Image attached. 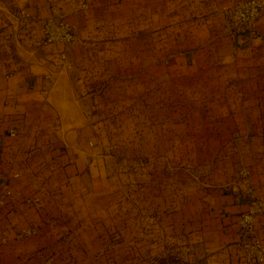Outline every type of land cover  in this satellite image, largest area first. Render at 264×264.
<instances>
[{
  "label": "crops",
  "instance_id": "obj_1",
  "mask_svg": "<svg viewBox=\"0 0 264 264\" xmlns=\"http://www.w3.org/2000/svg\"><path fill=\"white\" fill-rule=\"evenodd\" d=\"M56 1L0 0V182L11 171L19 173V178L9 179L14 196L0 205V264H42L47 258L55 264H159L158 216L152 204L143 231L140 221L135 231L118 230L116 235L97 225L104 217L99 208L107 204L94 198L106 185L100 165L105 156L90 136L83 135L87 123L78 120L71 69L80 44H43L41 38L47 12L66 6ZM86 1V8L101 13L124 3ZM193 1L207 11L203 14L221 15L240 0ZM215 28L218 36H229L214 41L219 43V58L246 53L245 76L252 92L264 96V11L251 33ZM61 52H67L70 67L59 60ZM262 103L215 106L217 142L228 144L231 167L221 171L215 185L205 184L208 188L187 200L193 215L187 210L180 215L175 236L165 232L160 255L166 259L184 254L185 264H249L241 255L237 224L249 195L238 171L247 168L254 194L264 196V98ZM79 193L84 198L78 199ZM171 215L166 214L169 219ZM26 228L35 232L19 238ZM255 235L264 243L263 218ZM114 238L118 242L109 243Z\"/></svg>",
  "mask_w": 264,
  "mask_h": 264
},
{
  "label": "rangeland",
  "instance_id": "obj_2",
  "mask_svg": "<svg viewBox=\"0 0 264 264\" xmlns=\"http://www.w3.org/2000/svg\"><path fill=\"white\" fill-rule=\"evenodd\" d=\"M123 1L101 13L86 0H57L66 6L47 12L41 27L48 18L64 21L80 44L71 69L78 120L105 156L106 185L94 198L107 204L97 225L116 235L140 221L143 231L152 204L158 263L185 264L184 254L160 255L165 232L179 233L180 215H193L187 200L231 167L228 144L217 142L215 106H263L264 96L245 76L246 53L219 58L214 41L229 37L215 28L225 26L222 12L203 14L193 0Z\"/></svg>",
  "mask_w": 264,
  "mask_h": 264
},
{
  "label": "built area",
  "instance_id": "obj_3",
  "mask_svg": "<svg viewBox=\"0 0 264 264\" xmlns=\"http://www.w3.org/2000/svg\"><path fill=\"white\" fill-rule=\"evenodd\" d=\"M264 11V0H240L235 4L225 7L222 16L225 26L233 32H253L257 20ZM42 43H66L76 41L71 27L64 21H55L50 18L45 20L42 27ZM62 64L67 62V52L60 54ZM70 67V66H68ZM12 133V132H11ZM239 181L245 186L249 195L247 208L238 218V234L240 236V249L243 260L249 264L264 263V243L255 235L256 224L259 219H264V196L255 195L249 180V170L243 168L238 171ZM19 178V173L11 171L0 182V205L7 203L14 196L10 188L9 179ZM35 232V228H26L18 233V237H26ZM42 264H54L51 258L44 260Z\"/></svg>",
  "mask_w": 264,
  "mask_h": 264
}]
</instances>
